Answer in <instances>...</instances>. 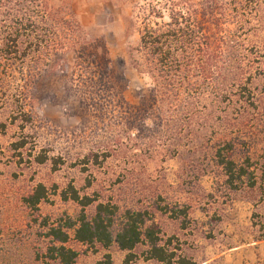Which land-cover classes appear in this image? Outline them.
Here are the masks:
<instances>
[{"label": "rangeland", "instance_id": "374dc122", "mask_svg": "<svg viewBox=\"0 0 264 264\" xmlns=\"http://www.w3.org/2000/svg\"><path fill=\"white\" fill-rule=\"evenodd\" d=\"M71 1L79 22L96 41L89 51L97 60L101 55L108 59L105 68L114 88L104 93L106 101L114 104L121 94L141 113V91L151 87V81L129 65L127 50L138 35L136 30L125 35L126 20L137 21L150 4L161 8L166 18L165 1ZM256 24L261 26L248 36V46L264 52V13ZM258 57L256 76L243 77L248 92L233 96L231 102L210 106L184 127L157 128V122L147 119L127 133L114 128L120 113L107 116V110L83 104V97L96 98L95 93L101 99L99 77H77L72 70L43 77L35 74L34 66L25 65L22 72L13 66L10 77H0V264H59L46 258L45 233L48 226L80 215L79 205L62 199L69 186L80 197L149 211L161 230V244L176 253V261L264 264L261 189L230 190L216 166L210 139L221 126V111L230 112L233 119L239 115L229 130L242 133L243 150L251 147L256 167L264 162V55ZM152 132L169 138L158 150L149 146ZM105 148L107 157L101 156ZM93 154L100 155V165L93 164ZM39 155L49 160L39 164ZM40 184L48 197L33 210L25 198ZM95 205L86 209L88 215ZM177 209L186 214L177 219ZM68 246L78 252L75 264H97L106 254L113 264H159L146 260V245L130 255L116 246L104 250L73 240Z\"/></svg>", "mask_w": 264, "mask_h": 264}, {"label": "trees", "instance_id": "16d2710c", "mask_svg": "<svg viewBox=\"0 0 264 264\" xmlns=\"http://www.w3.org/2000/svg\"><path fill=\"white\" fill-rule=\"evenodd\" d=\"M164 1L166 18L161 8L150 4L142 8L137 21L126 20L125 35L128 37L135 30L138 35L137 42L127 50L129 65L151 81V87L141 91V113L127 105L119 93L116 103L106 101L108 96L104 93L114 88L105 68L108 59L101 55L97 60L89 51L96 41L79 22L71 0H0V77H10L13 66H20L22 70H18L22 72L25 65L34 66L35 74H45L43 77L51 73L63 75L66 70L77 72V77H99L101 99L95 93L96 98L83 97V104L101 108L104 113L107 110V116L120 113L114 118V128L126 133L143 126L139 123L147 119L154 125L157 122V128L184 127L210 106L219 107L231 102L233 96L248 92L243 77L256 76L258 56L264 55L262 50L248 46V36L261 26H255L254 21L264 13V0ZM229 77L232 80L227 84ZM120 80L126 82L125 77ZM221 113L225 114L218 119L221 126L212 131L210 139L216 166L226 178L225 185L234 191L242 186L255 189L259 185L264 197V162L256 167L251 147L243 150L246 143L242 133L229 130L238 123L239 115L233 119L230 112ZM152 133L149 146L158 150L160 143L169 138ZM108 153L105 148L101 156L107 157ZM98 156L91 155L95 165L101 164ZM36 160L44 164L49 157L39 155ZM61 196L64 201L79 205L81 213L75 220L67 218L47 227L49 262L75 264L78 252L68 246L73 240L104 250L116 246L129 255L138 246L146 245L148 261L196 264L180 258L176 261V253L161 244V230L146 209H122L112 202L80 197L72 186ZM47 197L48 190L40 184L25 198V203L37 210ZM94 205V213L88 215L86 209ZM173 212L177 219L186 214L180 209ZM97 264H113L111 255L106 254Z\"/></svg>", "mask_w": 264, "mask_h": 264}]
</instances>
